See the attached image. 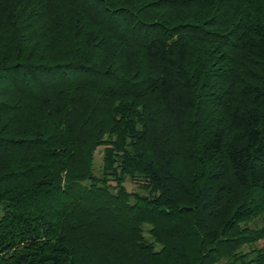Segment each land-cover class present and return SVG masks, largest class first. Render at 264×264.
I'll return each mask as SVG.
<instances>
[{"label": "trees", "instance_id": "16d2710c", "mask_svg": "<svg viewBox=\"0 0 264 264\" xmlns=\"http://www.w3.org/2000/svg\"><path fill=\"white\" fill-rule=\"evenodd\" d=\"M263 214L264 0H0V264H264Z\"/></svg>", "mask_w": 264, "mask_h": 264}, {"label": "rangeland", "instance_id": "374dc122", "mask_svg": "<svg viewBox=\"0 0 264 264\" xmlns=\"http://www.w3.org/2000/svg\"><path fill=\"white\" fill-rule=\"evenodd\" d=\"M102 158H103V155H102L101 150H97L94 154V159H93L94 171L97 174L100 173L102 171V168H103V159ZM125 185H126L128 190H137V187L134 184H132L128 179L126 180ZM263 223H264V214H263V217H258L257 219L251 220L249 222V224L258 225V226L263 225ZM262 244H264V238L259 240L256 243V245H262Z\"/></svg>", "mask_w": 264, "mask_h": 264}]
</instances>
